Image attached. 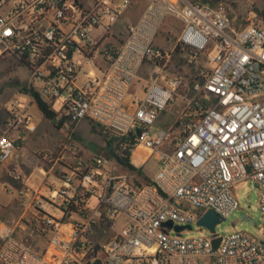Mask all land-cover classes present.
Masks as SVG:
<instances>
[{
	"label": "built area",
	"instance_id": "built-area-1",
	"mask_svg": "<svg viewBox=\"0 0 264 264\" xmlns=\"http://www.w3.org/2000/svg\"><path fill=\"white\" fill-rule=\"evenodd\" d=\"M134 1L0 0V62L25 74L0 101V164L18 158L35 127L26 89L61 102L57 122L88 120L158 165L140 182L139 168L83 157L72 134L58 157L35 151L41 164L61 166L60 183L19 192L29 196L25 230L0 222V264H264V15L251 11L238 26L222 2L146 0L135 22L117 26ZM169 18L163 48L156 39ZM173 56L183 64L171 70ZM176 98L178 112L159 123ZM245 178L258 190V235L186 238L188 229L163 225L192 224L208 209L226 217L238 207L230 186ZM119 213L129 221L108 235Z\"/></svg>",
	"mask_w": 264,
	"mask_h": 264
},
{
	"label": "rangeland",
	"instance_id": "rangeland-1",
	"mask_svg": "<svg viewBox=\"0 0 264 264\" xmlns=\"http://www.w3.org/2000/svg\"><path fill=\"white\" fill-rule=\"evenodd\" d=\"M199 1H210V2H222L225 4L235 19L236 25H241L247 22V17L250 16L251 11L257 12L259 9L264 8V0H199ZM258 14V12H257ZM259 16V15H258ZM124 26L127 22L123 19L121 20ZM168 23V24H167ZM167 23L163 25L160 30L159 36L157 37V43L163 48H168V44L164 37L166 34V28L176 24V21L169 18ZM164 43H163V41ZM171 66L169 68L174 70L173 67L181 66L183 62L176 59L175 56L171 58L169 63ZM187 69L192 67L186 66ZM150 72L148 70L142 69L140 72V77H149ZM25 74L22 68H14L9 66L6 62H0V89H3L0 94V101L13 96L16 91V86L24 80ZM133 91V90H132ZM181 101L176 98L175 101L169 102L167 107L161 112L160 119L171 118L175 113L178 112ZM53 110L57 113L55 119H48L43 114L40 113L36 105L30 107V112L33 117L34 129L33 131L27 133V142L30 149L40 150L46 153H53L54 157H58L61 152V145L66 140V138L72 134V137L76 139L77 143L83 150V157H89L94 154L104 155L111 159V168L116 171H132L126 170L120 167L116 160L114 159V153L116 150L115 141L108 142L106 136L101 135L97 130L98 128L91 124L88 120H82L77 125H70L66 127L64 125L57 126L56 119L62 116L63 110L61 108V102L59 100H54L52 104ZM132 158L141 164L142 169H139L138 181L144 178L145 181L151 179L157 168V160L155 155H150V153L143 148H135L132 153ZM48 165V164H45ZM37 174L38 179L41 175ZM32 177V176H31ZM37 179V180H38ZM56 179V178H55ZM14 188V185H10L0 173V203L5 201H10L14 195L8 194L3 191L4 185ZM56 186V185H55ZM231 193L238 200L237 209L233 210L230 214L225 217V220L218 223L215 226V231L219 235H226L236 231H245L253 235L259 234L260 225V208L258 203V190L256 188L255 182L249 178L241 179L235 181L230 186ZM59 202V199L56 200ZM192 210L197 208L190 206ZM241 215H245L246 218H242ZM252 219V221H250ZM2 221L9 222L11 220L2 219ZM129 219L123 213H119L114 222L112 228H108V235L114 234L121 225L127 223ZM171 235L176 233L171 230ZM208 229L197 225L195 222L192 223V229L183 232V236L186 238L197 237L200 235H207Z\"/></svg>",
	"mask_w": 264,
	"mask_h": 264
},
{
	"label": "crops",
	"instance_id": "crops-1",
	"mask_svg": "<svg viewBox=\"0 0 264 264\" xmlns=\"http://www.w3.org/2000/svg\"><path fill=\"white\" fill-rule=\"evenodd\" d=\"M145 5H146V0H135L133 4L125 11L123 16L118 20L117 26L122 25L121 20L123 19L127 23L135 22L139 18L140 14L142 13ZM16 92L17 90L15 91V93ZM32 105H36L34 101H31L29 109ZM164 119L165 118L160 119L159 123L160 122L162 123ZM62 125L68 127L64 120L62 121L60 126ZM74 143L78 146V149L80 150V153L82 154L83 150L77 143L76 139H74ZM35 151H38V150L30 149L28 142H27V136H26L25 148L19 151L18 158L11 159V160H8L0 164L1 176H3V178L6 179V181L11 183L10 185H14V188L8 186L9 184L4 185L3 191L7 192L8 194L14 195V196L10 201H5L3 203H0V222L2 221V219L11 220L7 223L16 225V229L18 230L17 234L19 236H21L24 233L23 230H25L24 229L25 226L23 224V222L25 221L24 216L26 213V208L25 206H23L24 199H28L29 197L27 194H22V193L20 194L19 192L20 191L24 192V190L27 188V189L36 191L40 194H47L49 188H53L55 187V185L57 186L60 183L59 179L56 176V172L62 169L61 166H59V169H57L56 172L54 171L52 166H49L48 169H45L44 168L45 164H41L37 160L36 156L34 155ZM132 153L130 155L131 163L136 168L142 169L141 164H139L138 161L132 158ZM85 158H88V157L86 156ZM34 171H37V173L41 175L39 179H38L37 174L32 175ZM143 181H145V179L141 178L140 182H143ZM34 244H35L36 249L41 250V248L45 244V240L43 237H37V239H35Z\"/></svg>",
	"mask_w": 264,
	"mask_h": 264
},
{
	"label": "trees",
	"instance_id": "trees-1",
	"mask_svg": "<svg viewBox=\"0 0 264 264\" xmlns=\"http://www.w3.org/2000/svg\"><path fill=\"white\" fill-rule=\"evenodd\" d=\"M258 15L259 16H263L264 15V8L263 9H259L257 10ZM25 91H29V93L32 95L33 97V101L35 102L37 108L39 109L40 113L43 114L46 118L48 119H55L57 116V113L53 110L51 104L49 101L45 100L44 98H42L39 93L37 91L34 90H26ZM63 119L59 120V122L56 124L57 126H60L62 123ZM95 126V125H94ZM101 135H104L103 132L98 129L97 130ZM111 141H115L116 144V150L114 153V159L116 160L117 164L120 167L125 168L126 170H133V169H137L130 161V155H131V151L128 147H123L121 146L120 140H118L117 138H113L111 140H108V142ZM49 165H44L45 169H48ZM139 170V169H137Z\"/></svg>",
	"mask_w": 264,
	"mask_h": 264
},
{
	"label": "water",
	"instance_id": "water-1",
	"mask_svg": "<svg viewBox=\"0 0 264 264\" xmlns=\"http://www.w3.org/2000/svg\"><path fill=\"white\" fill-rule=\"evenodd\" d=\"M2 92V89H0V93ZM242 218H246L245 215H241ZM223 220H225V217L220 216L218 213H216L215 211L208 209L205 212H203L199 218L197 219V221L195 222L197 225L199 226H203L205 228H207L210 232H215V226L222 222ZM250 221H252V219H250ZM164 226H168L174 227V230L176 232H179L183 229H188L191 230L192 229V224H186V225H173L172 220H167L163 222ZM216 234V232H215ZM221 237L217 236L215 238H213L212 240V246L216 249L218 247L219 241H220Z\"/></svg>",
	"mask_w": 264,
	"mask_h": 264
}]
</instances>
